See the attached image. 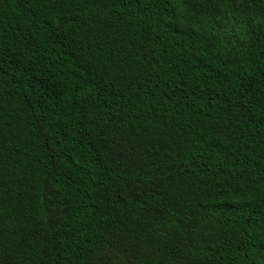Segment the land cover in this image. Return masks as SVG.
Listing matches in <instances>:
<instances>
[{
    "label": "trees",
    "instance_id": "trees-1",
    "mask_svg": "<svg viewBox=\"0 0 264 264\" xmlns=\"http://www.w3.org/2000/svg\"><path fill=\"white\" fill-rule=\"evenodd\" d=\"M0 264H264V0H0Z\"/></svg>",
    "mask_w": 264,
    "mask_h": 264
}]
</instances>
